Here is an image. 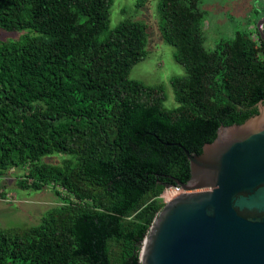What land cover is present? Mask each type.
I'll use <instances>...</instances> for the list:
<instances>
[{
  "label": "trees",
  "instance_id": "16d2710c",
  "mask_svg": "<svg viewBox=\"0 0 264 264\" xmlns=\"http://www.w3.org/2000/svg\"><path fill=\"white\" fill-rule=\"evenodd\" d=\"M113 2L0 0V28L30 29L0 40V176L24 168L19 188L52 186L60 197L39 223L0 227V264H140L161 194L190 177L177 143L199 154L221 124L264 105L256 26V40L240 30V40L211 39L199 0H157L161 37L184 69L169 77L178 103L169 108L164 86L129 77L147 54L148 25L111 26ZM55 153L58 163L43 160Z\"/></svg>",
  "mask_w": 264,
  "mask_h": 264
},
{
  "label": "water",
  "instance_id": "95a60500",
  "mask_svg": "<svg viewBox=\"0 0 264 264\" xmlns=\"http://www.w3.org/2000/svg\"><path fill=\"white\" fill-rule=\"evenodd\" d=\"M264 17L258 21L260 36ZM240 124H221L190 166L183 192L164 202L140 264H264V105Z\"/></svg>",
  "mask_w": 264,
  "mask_h": 264
},
{
  "label": "rangeland",
  "instance_id": "374dc122",
  "mask_svg": "<svg viewBox=\"0 0 264 264\" xmlns=\"http://www.w3.org/2000/svg\"><path fill=\"white\" fill-rule=\"evenodd\" d=\"M259 2L261 0H199V8L206 14L204 30L208 38L232 37L240 40L242 37L236 33V30H240L243 38L256 40L254 23L262 13ZM125 18L143 21L148 25L147 54L131 68L129 77L148 85L164 86L167 94L164 105L169 108L177 106L169 77L184 73V69L173 59L175 48L161 37L157 25V0H147L139 9L135 8V0H114L110 14L111 26ZM29 32L28 28L13 31L0 28V40H15ZM257 47L258 44H253L256 56L262 58L261 49ZM62 157V154L55 153L43 160L58 163ZM24 170L15 168L0 176V227L5 229H24L35 225L47 211L60 203V197L54 193L52 186L43 189L19 188L16 180ZM58 189L62 194L65 193L64 189Z\"/></svg>",
  "mask_w": 264,
  "mask_h": 264
},
{
  "label": "built area",
  "instance_id": "2783aa9c",
  "mask_svg": "<svg viewBox=\"0 0 264 264\" xmlns=\"http://www.w3.org/2000/svg\"><path fill=\"white\" fill-rule=\"evenodd\" d=\"M182 192H183V189L181 188V186L176 184L173 186L166 187L164 189L163 193L161 194V197H162L163 201L166 202L169 199L173 198L174 196H176Z\"/></svg>",
  "mask_w": 264,
  "mask_h": 264
}]
</instances>
